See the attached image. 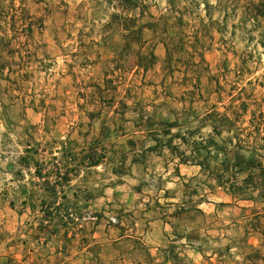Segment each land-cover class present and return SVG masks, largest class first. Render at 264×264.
I'll return each mask as SVG.
<instances>
[{"label":"rangeland","instance_id":"374dc122","mask_svg":"<svg viewBox=\"0 0 264 264\" xmlns=\"http://www.w3.org/2000/svg\"><path fill=\"white\" fill-rule=\"evenodd\" d=\"M177 133L264 145V0H0V264H264V201L225 204ZM66 176L74 223L44 242L42 182Z\"/></svg>","mask_w":264,"mask_h":264},{"label":"trees","instance_id":"16d2710c","mask_svg":"<svg viewBox=\"0 0 264 264\" xmlns=\"http://www.w3.org/2000/svg\"><path fill=\"white\" fill-rule=\"evenodd\" d=\"M137 1L138 0H118V3L125 9H134L137 7ZM261 16H263V13H261ZM166 51L169 55L170 52H172L168 44L166 46ZM245 112V107L230 112L226 110L224 112L212 110L211 112H207L204 118L215 124H219L220 127L233 124V122ZM168 126L173 128L178 127V124L177 122H170ZM212 127L213 130H215L218 126ZM256 131L258 132L259 130L257 129ZM190 133L191 132H188L187 135L189 136ZM176 136L181 140L179 145L185 147L180 150L179 163L198 165L200 167V175L206 182L210 183L208 186L210 192L220 190L231 198V202L225 204L230 205L239 201H264L263 156L257 153L264 148V145L246 140L242 146H238V148L235 149L236 152L233 153L234 158L224 156L218 159L217 156L211 155L210 147L213 145L218 146L213 139L209 138L206 142H203V139L196 140L188 138L186 134L182 135L181 133H177ZM73 145L74 143L71 142L64 151L68 152L70 155H76L77 151L72 147ZM170 145L169 143L168 147H170ZM221 147V151L224 152L227 150L225 146ZM178 148L179 147L176 145V149ZM82 150V153L85 154V163L89 169L98 166L104 159V156L99 153V146L95 145V143H91ZM186 152H188V154H186ZM55 175L58 176V172ZM70 181L71 180L66 176L62 179L59 177L53 181L47 179L42 182L44 195H42L40 207H44L43 212L48 221L43 232L46 235L44 242L47 241L50 235H56L62 229L68 230L74 223V215H76L75 206L69 203L66 191V188L72 185ZM93 198L94 194L90 191L88 199L91 200ZM199 201L202 202L203 200ZM192 202L191 200L189 204L183 201L182 205L179 206L180 209L176 213L179 215L189 212L190 209H194L204 214L196 204H194V206L191 205ZM90 216L95 217V219L92 220L94 224L100 218V214L97 212H94V214ZM175 237L177 239H182L183 237L190 238L186 234H177ZM167 259L170 258L167 257Z\"/></svg>","mask_w":264,"mask_h":264},{"label":"crops","instance_id":"0c3cea01","mask_svg":"<svg viewBox=\"0 0 264 264\" xmlns=\"http://www.w3.org/2000/svg\"><path fill=\"white\" fill-rule=\"evenodd\" d=\"M168 264H170V262H168Z\"/></svg>","mask_w":264,"mask_h":264}]
</instances>
